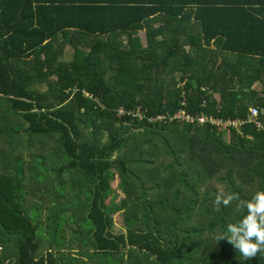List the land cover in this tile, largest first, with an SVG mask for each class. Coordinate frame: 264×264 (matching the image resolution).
I'll return each instance as SVG.
<instances>
[{
  "label": "trees",
  "instance_id": "1",
  "mask_svg": "<svg viewBox=\"0 0 264 264\" xmlns=\"http://www.w3.org/2000/svg\"><path fill=\"white\" fill-rule=\"evenodd\" d=\"M260 190L264 0H0V264H264L214 239Z\"/></svg>",
  "mask_w": 264,
  "mask_h": 264
},
{
  "label": "clouds",
  "instance_id": "2",
  "mask_svg": "<svg viewBox=\"0 0 264 264\" xmlns=\"http://www.w3.org/2000/svg\"><path fill=\"white\" fill-rule=\"evenodd\" d=\"M237 210H246L236 223L227 225L226 233L218 232L216 242L227 240L234 246L243 260H252L264 253V190L257 191L249 200H242L238 193L218 191L214 199V207L227 208L233 202Z\"/></svg>",
  "mask_w": 264,
  "mask_h": 264
},
{
  "label": "built area",
  "instance_id": "3",
  "mask_svg": "<svg viewBox=\"0 0 264 264\" xmlns=\"http://www.w3.org/2000/svg\"><path fill=\"white\" fill-rule=\"evenodd\" d=\"M181 85V84H180ZM87 97H90V95L86 94ZM250 118L252 120L255 121V119L258 118V115L260 114V110L259 108L257 107H253L251 108V111H250ZM115 115L117 116V118H123L124 115H127V116H132V118L134 119H139L140 121H142L144 118H145V114L144 112L138 108L137 110H127V109H124L122 107H119L115 110ZM167 118L166 116H163V115H160L158 116V118L156 119H152V120H149L150 123H154V122H163V121H166ZM170 121L173 122V121H177L179 123H192L193 120L190 118L189 115H187L184 110H179L177 111L173 116L172 118H170ZM208 123L210 122L212 125H216V126H222V127H239L241 125V123L239 122H230V123H227V124H221L219 122H215V121H212V120H205L204 118H199L197 120V123L199 125H203L205 123Z\"/></svg>",
  "mask_w": 264,
  "mask_h": 264
},
{
  "label": "rangeland",
  "instance_id": "4",
  "mask_svg": "<svg viewBox=\"0 0 264 264\" xmlns=\"http://www.w3.org/2000/svg\"><path fill=\"white\" fill-rule=\"evenodd\" d=\"M140 38L142 39V40H145V36L143 35V34H140ZM72 55H73V49L70 47V46H68L66 49H65V55L63 56V60H66V61H70L71 59H72ZM179 78V76L178 77H176V80ZM75 92V91H74ZM86 94H88V93H86ZM89 95V94H88ZM113 170H116V166H114L113 167ZM114 183V182H113ZM114 185V184H113ZM115 186V185H114ZM119 191V190H118ZM121 194V193H120ZM114 223H115V225H116V228H118L117 226H118V224H117V219H116V217H115V219H114Z\"/></svg>",
  "mask_w": 264,
  "mask_h": 264
},
{
  "label": "crops",
  "instance_id": "5",
  "mask_svg": "<svg viewBox=\"0 0 264 264\" xmlns=\"http://www.w3.org/2000/svg\"><path fill=\"white\" fill-rule=\"evenodd\" d=\"M159 26V23H157L156 25H155V27H158ZM140 34H143L144 36H145V31H141L140 33H139V35ZM142 42H143V44L145 45L146 44V37H145V40H142ZM259 89H261L262 88V85L260 84V82L259 83H257V85H256ZM127 254H130V253H124V258L126 257V255ZM127 257H130V256H127ZM133 257V256H132Z\"/></svg>",
  "mask_w": 264,
  "mask_h": 264
}]
</instances>
